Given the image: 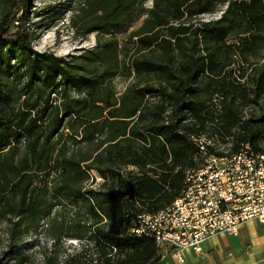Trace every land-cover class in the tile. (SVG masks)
<instances>
[{
  "label": "trees",
  "instance_id": "trees-1",
  "mask_svg": "<svg viewBox=\"0 0 264 264\" xmlns=\"http://www.w3.org/2000/svg\"><path fill=\"white\" fill-rule=\"evenodd\" d=\"M29 1L0 0L6 253L156 264L154 239L131 226L180 195L203 161L196 139L214 154L248 143L264 155V0H84L72 26L96 43L70 59L32 47ZM28 232L52 242L37 263L21 248Z\"/></svg>",
  "mask_w": 264,
  "mask_h": 264
},
{
  "label": "built area",
  "instance_id": "built-area-1",
  "mask_svg": "<svg viewBox=\"0 0 264 264\" xmlns=\"http://www.w3.org/2000/svg\"><path fill=\"white\" fill-rule=\"evenodd\" d=\"M199 152L203 161L193 167L188 194L160 216L138 215L146 217L142 235L154 239L158 253L180 262L182 251L201 253L203 241L213 235L234 234L250 219L264 223V166L248 154V145L237 164Z\"/></svg>",
  "mask_w": 264,
  "mask_h": 264
},
{
  "label": "rangeland",
  "instance_id": "rangeland-1",
  "mask_svg": "<svg viewBox=\"0 0 264 264\" xmlns=\"http://www.w3.org/2000/svg\"><path fill=\"white\" fill-rule=\"evenodd\" d=\"M84 0H30L27 8L28 29L32 35V47L37 51L52 52L64 59H70L82 53L84 50L92 48L96 43L97 35L88 33L82 35L72 26V18L76 17L80 6L84 5ZM150 2H147L149 4ZM220 11L214 14L201 15L200 18H215ZM120 45L124 44L126 33L117 34ZM126 45H131L126 44ZM114 83L118 91H121L127 81L120 76L114 78ZM221 149L229 144H218ZM96 181H101L97 174ZM6 223L0 222V264H16L11 256L6 253ZM32 232L26 233L22 242V250L31 253L33 262L40 259L39 249L50 250L52 242H46L40 236H34ZM67 244L76 246L75 239L68 238Z\"/></svg>",
  "mask_w": 264,
  "mask_h": 264
},
{
  "label": "crops",
  "instance_id": "crops-1",
  "mask_svg": "<svg viewBox=\"0 0 264 264\" xmlns=\"http://www.w3.org/2000/svg\"><path fill=\"white\" fill-rule=\"evenodd\" d=\"M182 256L180 262L175 255L160 254L156 264H264V223L247 220L234 234L204 240L201 253L186 249Z\"/></svg>",
  "mask_w": 264,
  "mask_h": 264
},
{
  "label": "bare ground",
  "instance_id": "bare-ground-1",
  "mask_svg": "<svg viewBox=\"0 0 264 264\" xmlns=\"http://www.w3.org/2000/svg\"><path fill=\"white\" fill-rule=\"evenodd\" d=\"M196 143L198 145V148H202L203 151H205L206 155L210 156V159H215L218 161L228 160V164H237V160L242 159V152L245 150V147H247L248 145V154L255 156L256 159H258V162L261 163L262 166H264V155L258 154L255 151H253V149L250 147L248 143H241L238 149L236 150V152L232 154H224V155L214 154V153L209 152L208 146H211L213 144L211 139H208L206 137H200V138L198 137L196 139ZM192 174H193V167L187 169L186 175H185L186 178H185L184 188L181 191L180 195L176 197L170 204L157 210L156 212L142 213V215L150 214V216H160L164 214L165 209H173V207H175V205L177 204V201L180 200V196L184 194H188V191H190V186H193V178H190V175ZM143 226H146V217L137 216L134 222L132 223L131 231L138 235H142Z\"/></svg>",
  "mask_w": 264,
  "mask_h": 264
}]
</instances>
